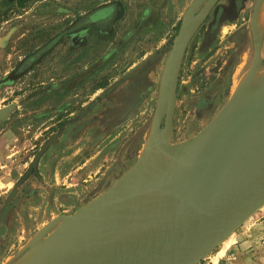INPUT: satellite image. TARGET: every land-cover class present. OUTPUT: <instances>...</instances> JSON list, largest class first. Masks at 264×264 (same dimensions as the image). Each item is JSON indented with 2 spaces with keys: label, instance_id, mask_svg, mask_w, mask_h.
<instances>
[{
  "label": "rangeland",
  "instance_id": "374dc122",
  "mask_svg": "<svg viewBox=\"0 0 264 264\" xmlns=\"http://www.w3.org/2000/svg\"><path fill=\"white\" fill-rule=\"evenodd\" d=\"M114 1L120 13L104 29L64 33L86 10ZM191 1L0 0V110L8 108L0 116V264H17L38 243L36 264L121 258L106 246L117 232L107 238L98 221L63 235L67 216L105 194L142 150H165L162 138L180 151L234 98L233 83L248 67L256 63L264 78V0H201L173 53ZM57 36L33 67L18 70ZM163 162L148 154L143 163L156 170ZM134 225L126 217L113 224L136 242L141 233L128 232ZM227 240L197 264H264V206ZM93 247H107L112 258H90ZM131 248L121 255L136 254Z\"/></svg>",
  "mask_w": 264,
  "mask_h": 264
},
{
  "label": "water",
  "instance_id": "95a60500",
  "mask_svg": "<svg viewBox=\"0 0 264 264\" xmlns=\"http://www.w3.org/2000/svg\"><path fill=\"white\" fill-rule=\"evenodd\" d=\"M201 0H192L173 44V53L180 51L189 37L190 20ZM23 70L21 67L18 69ZM176 67H172L170 86L175 91ZM8 108L0 110L2 116ZM264 138V84L238 102L228 101L223 110L203 130L185 142L180 151L167 144L162 146L173 154L170 170L163 176L152 178L142 175L126 187H111L91 205L67 216L76 220L86 210H99L127 197L149 190L172 192L180 204L196 213L202 210L200 222L180 239H171L164 254L154 253L141 256V251L132 253L135 259L118 258L102 262L83 264H197L216 246L222 243L248 217L264 206V152L261 143ZM49 139L37 153L32 167L52 143ZM185 171L182 187L172 190L178 175ZM216 181L222 187V196L212 206L200 203L206 190ZM138 257V258H137ZM80 263V262H79ZM61 264V263H60ZM76 264V263H75ZM81 264V263H80Z\"/></svg>",
  "mask_w": 264,
  "mask_h": 264
},
{
  "label": "bare ground",
  "instance_id": "6f19581e",
  "mask_svg": "<svg viewBox=\"0 0 264 264\" xmlns=\"http://www.w3.org/2000/svg\"><path fill=\"white\" fill-rule=\"evenodd\" d=\"M255 67H256V63H255ZM255 67L253 66L252 67V69H250L249 71H248V74L247 75H245V76H242V77H240L238 80H236L235 82H234V87H233V96L232 97H234L232 100H230V104L232 103H235V102H238V101H240V100H243V99H245V98H247V97H249L252 93H253V91L252 90H255L256 89V87L258 88V86H260V85H262V83H264V78H263V76H261V75H259V74H257L256 73V71H254V69H255ZM254 73V75H252ZM254 76V77H253ZM254 88V89H253ZM250 91H252V92H250ZM244 93H248V94H246V95H243ZM239 95H241L239 98H235V97H237V96H239ZM261 148L263 149V152H264V138H263V140H262V143H261ZM164 161L165 162H163L161 165H159V166H157V167H155V169L156 170H152V169H150V168H148L147 167V165L146 164H144V163H142L140 166H138V168H136V170L135 171H132L130 174H129V176H127V179H129V180H133V181H135L134 179L135 178H137V177H141L142 175H144L145 173L146 174H153V173H155V172H157L158 173V171L159 170H170V168L172 167V162L174 161L172 158H166V159H164ZM155 175H153V177H154ZM158 177V176H157ZM125 180V179H124ZM131 183V182H130ZM118 184H120V182L118 183ZM128 184V183H127ZM123 185V184H122ZM126 185V184H125ZM119 186V185H118ZM221 196H222V187L220 186V184L218 183V182H216V181H213V184H212V186L211 187H209L208 188V190H206V194H205V196L203 195V197L201 198V201H200V203L202 204V205H205V206H209V205H213V204H215L216 202H218V200H219V198H221ZM135 200V199H134ZM138 200V199H137ZM139 200H140V198H139ZM142 200V199H141ZM143 200H145V201H143V202H138V203H136V204H134V205H132V206H129V207H125V208H118V209H114V210H110V211H108V212H106L105 213V215H103L101 218L99 217V218H87L86 216H89V215H91V214H94L95 213V211H91V214H88V215H86V216H84L85 214H87V213H89L90 212V210H86L85 212H84V214H83V216L80 218V219H82L80 222H71L72 220L70 219V220H66V221H64V223L62 224V227H61V229H62V231L64 232L63 233V235H66L67 234V232H69V234H74V233H80L83 229H89V228H91L92 226H94V225H96V223L98 222V221H100V223H107V221L106 220H104V218L106 217L107 218V216H108V218L110 217V218H114L115 219V221L118 219L119 220V215H122L123 217H124V215L125 214H128V215H131V214H137V213H141L142 211H146L148 208L150 209V207H152V208H157V210H160L159 212H161L162 213V216L160 217V222L158 223V222H156L157 224L155 225V226H152V229L151 230H149V228H148V230L150 231V233H149V231H148V233L144 230V229H141V231H143V233L141 232V235H139V238H141L142 237V241H144V242H147V246H148V249H149V247H153L154 245H156L157 244V241L154 243V242H152L156 237H157V235H158V238H160L161 239V237L163 238V239H166L167 238V240L166 241H168L169 239L168 238H170L171 236H172V234L174 235V236H176L174 233H175V230L177 231V233H178V235L180 234V235H183V233H185L184 231H186V230H188V232L189 231H192V230H194V228L198 225V223L200 222V214H202V210H199L198 212H196V213H192L191 211H189L188 209H186V208H184L182 205H180V207H179V209H176L177 211V213H176V215H175V213L174 214H172V213H170L171 212V210L169 211V209L166 211V209L164 210L163 208H161V205H163V204H159V202L158 203H154V205L155 206H153V205H151V204H149L148 203V200H149V198H147V202H146V198L145 199H143ZM174 201H176V202H178L177 200H174ZM134 202V201H133ZM151 203H153V201L151 202ZM179 203V202H178ZM163 207V206H162ZM111 209V208H110ZM151 211V210H150ZM149 211V212H150ZM169 211V212H168ZM149 212H147V213H149ZM154 212H156V210L154 211ZM153 212V213H154ZM159 212H158V214H159ZM175 212V211H174ZM143 213V212H142ZM146 215V214H145ZM148 215V214H147ZM156 215V214H155ZM154 215V216H155ZM161 215V214H160ZM119 216V217H118ZM151 216V215H150ZM86 217V218H85ZM144 217H146V216H144ZM84 218V219H83ZM105 218V219H106ZM151 218V217H150ZM153 218V217H152ZM79 219V220H80ZM144 219V218H143ZM154 219V218H153ZM152 219V220H153ZM157 219H158V217H157ZM108 220V219H107ZM110 221H111V219H109ZM108 220V221H109ZM151 220V221H152ZM154 220H156V219H154ZM110 221L108 222L109 223V225H110ZM124 222L125 221H127V220H123ZM151 221H149V222H151ZM158 221V220H157ZM134 222V221H133ZM140 222V221H139ZM141 222H143V221H141ZM111 223H112V221H111ZM135 223H137V222H135ZM130 223H128V225H129ZM141 225H142V223H140ZM162 226H161V225ZM101 225V224H100ZM107 225V224H106ZM149 225H150V223H149ZM136 226V225H135ZM138 226V225H137ZM107 227V226H106ZM118 227V226H117ZM123 227H125V226H123ZM140 227V226H139ZM120 228V227H119ZM135 228V227H134ZM145 228V227H144ZM151 228V227H150ZM133 230V228H130V230ZM117 230H118V228H117ZM135 230V229H134ZM139 230V229H138ZM109 231V230H108ZM120 231V230H119ZM173 231V232H172ZM115 232H118V231H115ZM122 232H124V231H122ZM122 232H119V233H121V237H122ZM128 232H129V230H128ZM183 232V233H182ZM188 232H186V233H188ZM66 233V234H65ZM113 233V232H112ZM111 233V234H112ZM118 233V234H119ZM130 233V232H129ZM133 233V232H132ZM182 233V234H181ZM106 235H108V234H106ZM110 235V234H109ZM113 235V234H112ZM130 235V234H129ZM132 235V234H131ZM134 235V234H133ZM136 235V234H135ZM177 235V236H178ZM180 235L178 236L179 237V239L181 238L180 237ZM117 236V235H116ZM120 236H118L117 238L118 239H120ZM127 236V235H126ZM176 236V237H177ZM124 237H125V234H124ZM128 238H129V236H127ZM126 237V239H128ZM144 237V238H143ZM173 237V236H172ZM123 238V237H122ZM137 236H136V242L135 241H133L132 239H133V237L131 238V240H132V245H130V246H133L134 244L133 243H137V242H139L138 241V239H139ZM175 238V237H174ZM228 238H229V236H228ZM106 239V238H105ZM116 239V238H115ZM124 239V238H123ZM176 239V238H175ZM114 240V239H113ZM112 240V241H113ZM129 240V239H128ZM131 240H129V241H131ZM171 240V239H170ZM170 240L168 241V242H170ZM112 241H111V244H112ZM118 241L119 240H115V243H118ZM121 241V240H120ZM122 242V241H121ZM165 242V241H164ZM36 243V242H35ZM141 243V242H140ZM166 243V242H165ZM165 243H163V244H165ZM224 245H226V243H228V240H227V238L224 240ZM103 244V243H102ZM106 244V243H105ZM108 244V243H107ZM110 244V245H111ZM122 244H123V242H122ZM124 244H126V240H125V243ZM123 244V245H124ZM128 244V243H127ZM168 244V243H167ZM166 244V245H167ZM116 245V244H115ZM114 245V246H115ZM118 245V244H117ZM119 245H121V244H119ZM137 245V244H136ZM142 245V244H141ZM169 245V244H168ZM223 245V246H224ZM39 246H40V243H38V245H36L34 248H32L30 251H29V253L26 255V256H24V258L23 259H21V261H19L17 264H36V263H38L39 262V257H37V256H40V254H39V251L40 250H38L39 249ZM95 246V245H94ZM104 246V245H103ZM107 247H108V245H106ZM129 246V247H130ZM139 247H140V244L138 245ZM146 245L144 246V247H147ZM107 247H106V249H107ZM126 247H128L127 245H126ZM96 248V247H95ZM94 247H93V252L94 253H96V256H91L90 258H92V257H103V256H105L106 258H112V257H109L107 254L108 253H106L108 250H111L110 248H108V250H104V248H103V250H101V249H95ZM115 248H116V246H115ZM118 248V247H117ZM123 248V247H122ZM125 248V247H124ZM131 248V247H130ZM134 248V247H133ZM142 248H143V245H142ZM141 248V249H142ZM135 249H137L136 247H135ZM134 249V250H135ZM139 249V248H138ZM137 249V250H138ZM146 249V248H145ZM168 249V247L167 248H165V249H162V250H159V252L158 253H161V254H164L165 252H166V250ZM131 250H133L132 248H131ZM144 250V249H143ZM151 249H149V251H150ZM120 251H122V249H121V247H119V249H116V251H111V252H117V253H114V254H112V255H110V256H114V255H117V254H120L119 256H117V258L118 257H120L121 256V258L122 259H124L125 257H122V255H121V252ZM144 251H147V250H144ZM143 251V252H144ZM149 251H147V252H149ZM158 251V250H157ZM23 252V251H22ZM109 252V251H108ZM146 252V253H147ZM145 253V252H144ZM145 253V254H146ZM150 253V252H149ZM148 253V254H149ZM153 253H154V251H153ZM128 254V253H127ZM145 254H143V255H145ZM152 254V253H151ZM151 254H149V255H151ZM142 255V252H141V256H143ZM146 256H147V254H146ZM138 258V257H137ZM130 259H135V257L133 258H130ZM94 261H95V259H93ZM104 261H106V260H104ZM108 261V260H107ZM41 262H42V259H41ZM40 262V263H41ZM82 262V261H81ZM101 262H103V261H101ZM43 264H44V262H43Z\"/></svg>",
  "mask_w": 264,
  "mask_h": 264
},
{
  "label": "crops",
  "instance_id": "0c3cea01",
  "mask_svg": "<svg viewBox=\"0 0 264 264\" xmlns=\"http://www.w3.org/2000/svg\"><path fill=\"white\" fill-rule=\"evenodd\" d=\"M261 14V9H260V11H259V15ZM251 67H248L247 68V70L243 73V74H245V73H247L248 71H249V69H250ZM259 70L260 71H264V70H262L261 69V67H259ZM243 74H241V76L243 75ZM240 76V77H241ZM240 77H238L237 78V80L240 78ZM264 83H262V85H263ZM233 85H234V83H233ZM261 86V85H260ZM260 86H258V87H260ZM257 88V87H256ZM254 89V88H253ZM253 91V90H252ZM252 91H250V92H252ZM246 94H248V93H244L243 95H246ZM241 95H239V96H237V97H235V98H239ZM233 98V97H232ZM229 99H230V97H229ZM163 141V140H162ZM159 147V146H158ZM148 152H149V150H148ZM147 152V149L146 150H142V152H141V154H140V157H139V159L137 160V162L133 165V166H131L128 170H126L125 172H123L122 174H121V176L117 179V186L118 187H122V186H124V187H126L125 189H127L131 184H132V182H133V180H129V179H127V176H128V174H130L132 171H135L136 170V168H138V166H140L143 162H146V159H147V157H148V154L149 155H155L156 157H158V158H160L162 161H164V159H166V158H169V156H168V154L166 153V151L164 150V149H162L161 147H159V149H157V148H154V150L153 151H151V154H150V152L148 153ZM169 170H159L158 171V173L157 172H155V173H153L152 175L151 174H146V175H149V176H151L152 178H156L157 176L158 177H160V176H163V175H165L167 172H168ZM183 172H185V171H182L181 173H180V175H178V181H176L174 184H173V186H172V190H176L177 188H181L182 187V185L184 184V183H180L179 182V179L180 180H183L184 179V174L185 173H183ZM144 174V175H145ZM153 175H155L154 177H153ZM138 178H140V177H137V178H135L134 180H137ZM125 179V180H124ZM120 182V184H118ZM131 182V183H130ZM128 183V184H127ZM116 184H114V186H116ZM123 184V185H122ZM126 184V185H125ZM113 187V186H112ZM111 188V187H110ZM132 197H134V198H130V200H128V201H123L124 199H122V200H120V201H118V202H115V203H119L120 205H113V206H108V207H104V208H102L101 210H98L97 212H96V210H95V213H97V214H101V213H104L105 214V212H108V211H112V210H116V209H118V208H125V207H129V206H132V205H134V204H136V203H138V202H143V201H145V200H143V199H145L146 198V202H147V198H149V200H148V203L149 204H151V205H153V206H155L154 205V203L156 204V203H158L159 202V204L161 205V204H163V205H161V208H163L164 210L166 209V211L169 209V211L171 210V212L170 213H172V214H174L175 213V215H176V209H179V207H180V199H179V197L178 196H176V195H174L172 192H159V191H155V190H149V191H145V192H143V193H140V194H138V195H136V196H132ZM139 198H140V200H139ZM126 199V198H125ZM135 199V200H134ZM138 199V200H137ZM142 199V200H141ZM158 202H157V201ZM174 200H177L178 202H176V201H174ZM134 201V202H133ZM153 201V203H151ZM121 202V203H120ZM176 202V203H175ZM163 206V207H162ZM111 208V209H110ZM108 210V211H107ZM151 210V211H150ZM156 210V212H154ZM94 210H92V212H93ZM150 211V212H149ZM160 210H157V208H152V207H150V209L148 208L146 211H142L141 213L139 212V213H137V214H131V215H128V214H125L124 215V217H126V218H128L129 220H132L133 219V221H135V222H137V223H135V225L133 226V227H131V228H133V230L131 229H129V231H130V233H132V232H139V233H143V231L145 230L147 233H148V231L149 230H151L152 229V226H155L157 223L156 222H160V217L162 216V213L161 212H159ZM168 211V212H169ZM175 211V212H174ZM147 212H149V213H147ZM154 212V213H153ZM158 212H159V214H158ZM88 214H91V212H89V213H87V214H85L84 216H86V215H88ZM146 214V215H145ZM148 214V215H147ZM156 214V215H155ZM161 214V215H160ZM151 215V216H150ZM155 215V216H154ZM120 216V217H119ZM118 217H119V220L117 219L116 221H115V219L114 218H108V216H107V218L105 219L104 218V220H106L107 221V223L105 222V223H102V226L103 227H105L106 228V233L107 234H110L111 235V233L113 232V233H115V231H118L117 233H116V241L117 240H119L118 241V243H115V240H113L114 242L111 244L110 242V244L108 245V246H110V247H112V248H115V246H116V248L118 247V249H119V247H121V249H123L124 247H126V245L129 247L130 245H132V241H129L128 239H126V235H125V237H124V234H123V232H122V237L124 238H122L120 235V233L119 232H121V229H118L117 230V228H114V226H113V224H116V222L117 223H119L120 222V220L122 219V215H119ZM144 216H146V217H144ZM151 217V218H150ZM154 219H156V220H154ZM157 217H158V219H157ZM144 218V219H143ZM109 219H111V221H112V223H111V221H110V225H109V221L108 220ZM153 219V220H152ZM152 220V221H151ZM158 220V221H157ZM140 221V222H139ZM141 221H143V222H141ZM149 221H151V222H149ZM140 223H142V225L140 224ZM149 223H150V225H149ZM107 224V225H106ZM155 224V225H154ZM138 225V226H137ZM147 225V226H146ZM161 225V224H160ZM107 226V227H106ZM140 226V227H139ZM162 226V225H161ZM135 227V228H134ZM145 227V228H144ZM151 227V228H150ZM94 228V226H92L91 227V229H93ZM148 228H149V230H148ZM135 229V230H134ZM139 229V230H138ZM141 229H144L143 231H141ZM109 230V231H108ZM120 230V231H119ZM144 231V232H145ZM59 233H60V230L58 231ZM173 232V231H172ZM185 233H183V235L184 234H186V232H188V230H186V231H184ZM119 233V234H118ZM149 233H150V231H149ZM181 233V234H182ZM175 235L177 234L178 235V233H177V231L175 230V233H174ZM176 235V236H177ZM180 235V234H179ZM178 235V236H179ZM183 235H180V237L182 238L183 237ZM118 236H120V239H118L119 237ZM173 236V237H172ZM172 236L170 237V238H168L169 240L170 239H179V237L177 236H174L173 234H172ZM106 237L107 238H109L110 236H108V235H106ZM118 237V238H117ZM175 237V238H174ZM128 238V237H127ZM132 238V237H131ZM131 238H130V240H131ZM138 238H139V236H138ZM144 238V237H143ZM123 242V244L125 243V240H126V244H122V242ZM167 240V238L166 239H163V238H161V239H159L158 241H157V244L156 245H154L153 247H149V249H151L150 251H149V249H148V246H147V242H144V241H142V237L141 238H139L138 239V241L139 242H137V245H133V246H131V247H136L138 250H140L141 252H142V255L143 254H145L147 251H149V252H147L146 254L148 255L147 257H149L150 255L149 254H154V253H158L159 252V250H162V249H165V248H167V247H169V240L168 241H166ZM166 243H165V242ZM171 241V240H170ZM80 242V241H79ZM141 242V243H140ZM128 243V244H127ZM163 243H165V244H163ZM168 243V244H167ZM116 244V245H115ZM118 244V245H117ZM119 244H121V245H119ZM140 244V247L138 246ZM143 245V248H142V245ZM167 244V245H166ZM115 245V246H114ZM147 246V247H144V246ZM123 247V248H122ZM130 248V247H129ZM142 248V249H141ZM146 248V249H145ZM136 249V250H137ZM147 250V251H144V250ZM158 250V251H157ZM111 251H114V249H112V250H109V252H111ZM145 253H144V252ZM153 251H154V253H153ZM108 253V252H107ZM149 253V254H148ZM77 253H71V255H76ZM81 254H83V253H81ZM108 254H110V253H108ZM146 254L145 255H143L144 257L146 256ZM84 255V254H83ZM122 257H123V254H122ZM125 258H128V257H130V258H134V257H136V256H134L133 254L132 255H130V256H128V255H126V256H124ZM87 261H85V262H83V263H86ZM98 262V261H97ZM102 263H104V262H102ZM77 264H80V263H77Z\"/></svg>",
  "mask_w": 264,
  "mask_h": 264
},
{
  "label": "flooded vegetation",
  "instance_id": "af4514ba",
  "mask_svg": "<svg viewBox=\"0 0 264 264\" xmlns=\"http://www.w3.org/2000/svg\"><path fill=\"white\" fill-rule=\"evenodd\" d=\"M119 13L120 6L118 2L115 1L104 6L88 9L74 22H72L68 27L69 29L64 33H75L89 27L104 29L111 23L112 20L115 19L116 15ZM59 36L53 37L41 48L37 49L31 55L26 57L19 67L22 69L33 67L34 62L41 59L46 53L50 52V50L54 48Z\"/></svg>",
  "mask_w": 264,
  "mask_h": 264
}]
</instances>
